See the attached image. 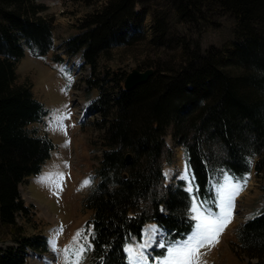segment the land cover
<instances>
[{"label": "trees", "instance_id": "obj_1", "mask_svg": "<svg viewBox=\"0 0 264 264\" xmlns=\"http://www.w3.org/2000/svg\"><path fill=\"white\" fill-rule=\"evenodd\" d=\"M71 1L94 7L65 44L70 56L80 55L90 68L87 90L98 92L88 114L97 116L93 125L100 134L99 182L84 202L93 213L91 264H126L124 248L133 238L140 241L146 224L155 223L167 239L191 230L189 194L182 183L175 189L164 185L170 129L202 196H211L215 169L242 177L250 170L248 158L258 157L256 171L264 173V0H169L181 22L213 26L217 16L234 18L235 40L204 53L198 43L194 50L183 44L178 64H157L146 82L129 91L126 72L99 64L109 60L113 46L126 43L129 25L139 18L136 6L145 0ZM43 10L34 0H0V242L7 237L19 242L18 248L0 247V264H25L27 247L44 246L41 239L25 238L17 222L31 211L19 187L40 174L54 144L27 131L47 112L29 86L17 83L16 69L25 47L38 56L53 49L52 21L37 16ZM155 30L164 44V18L156 19ZM237 236L240 250L260 264L264 211Z\"/></svg>", "mask_w": 264, "mask_h": 264}, {"label": "rangeland", "instance_id": "obj_2", "mask_svg": "<svg viewBox=\"0 0 264 264\" xmlns=\"http://www.w3.org/2000/svg\"><path fill=\"white\" fill-rule=\"evenodd\" d=\"M54 1V5L50 4ZM34 3L44 8L37 16L52 21L53 49L42 57L25 47V56L16 68L17 83L29 86L33 97L47 111L42 121L30 125L27 131L51 139L55 150L44 163L40 174L29 177L20 185L22 199L31 211L27 219L19 218L17 222L22 226L25 238L41 239L44 245L38 250L27 247L25 264H63L62 256L56 249H63L71 242L77 230L89 225L93 213L86 209L84 202L99 182L96 172L102 150L99 131L93 125L97 116L86 113L88 105L97 99L98 92L87 90L85 79L90 74V68L83 63L81 56H70L65 50L66 42L79 34V28L87 15L94 11V7L71 0H34ZM136 12L139 18L129 25L126 43L112 47L109 60L103 59L99 64L102 69L110 72L120 70L127 74L136 69L140 72L155 70L157 64H178L177 58L181 55L183 44L194 50L198 43L204 53L211 48L222 49L235 40L236 22L229 15L215 17L213 26L202 20L194 23L181 22L169 0H145L143 5L136 6ZM157 18L166 20L167 35L164 44L157 38ZM57 111L68 117L63 122L66 131L59 130L50 123ZM171 131L170 129L166 137L163 155L164 185L175 189L182 183L185 189L186 182L178 177L188 166L187 157L184 148L173 141ZM257 160L258 157L247 160L251 179L237 198L236 215L221 235L220 243L214 248L202 250L207 253L203 257L207 264L259 262L257 259L251 260L240 250L237 236L246 221L260 216L264 211V173L256 171ZM52 170L66 173L63 191L41 182V176ZM221 170L226 171L215 169L211 177L219 176ZM89 177L93 182L82 188V182ZM61 225L64 232L58 236L54 248L52 240L56 235L55 230ZM150 225L156 226H147ZM162 233L166 236L165 232ZM134 242L139 241L133 238L130 243ZM18 246L19 242L13 240V237L0 242L3 250ZM149 251L160 256L164 250L154 247ZM90 255L91 252L88 253L87 264H91ZM262 260L260 264H264V256Z\"/></svg>", "mask_w": 264, "mask_h": 264}, {"label": "snow or ice", "instance_id": "obj_3", "mask_svg": "<svg viewBox=\"0 0 264 264\" xmlns=\"http://www.w3.org/2000/svg\"><path fill=\"white\" fill-rule=\"evenodd\" d=\"M67 118L57 111L50 123L59 130H65L63 122ZM65 177V172L52 170L43 174L40 179L42 183L63 191ZM178 179L186 182L184 190L189 194L186 215L191 222V230L182 238L167 239L157 226H147L142 231L139 242L125 246L126 264H207L203 259L207 253L202 250L214 248L220 243L221 235L236 215L237 198L247 188L251 173L236 177L221 170L219 176L214 175L209 179L210 197L201 195L200 185L196 183V177L187 165ZM92 182L89 177L82 182L81 187H87ZM55 231L56 235L52 240L54 248L58 236L64 232L63 225ZM94 238L93 225L77 230L67 246L56 249L62 256L63 264H87L88 253L94 248ZM154 247L163 249V253L160 256L153 255L149 249Z\"/></svg>", "mask_w": 264, "mask_h": 264}, {"label": "water", "instance_id": "obj_4", "mask_svg": "<svg viewBox=\"0 0 264 264\" xmlns=\"http://www.w3.org/2000/svg\"><path fill=\"white\" fill-rule=\"evenodd\" d=\"M153 70L149 69L146 70L145 72H140L139 70H133L125 79L124 82V88L126 90H132L133 88H135L137 85L142 84L144 82H146L150 76H152L153 74ZM128 159L131 158L130 155H128L127 157Z\"/></svg>", "mask_w": 264, "mask_h": 264}, {"label": "bare ground", "instance_id": "obj_5", "mask_svg": "<svg viewBox=\"0 0 264 264\" xmlns=\"http://www.w3.org/2000/svg\"><path fill=\"white\" fill-rule=\"evenodd\" d=\"M55 1L54 2H51L50 4L54 5Z\"/></svg>", "mask_w": 264, "mask_h": 264}]
</instances>
